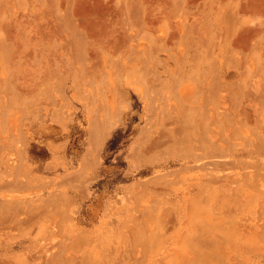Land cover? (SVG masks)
Wrapping results in <instances>:
<instances>
[{
	"label": "rangeland",
	"instance_id": "obj_1",
	"mask_svg": "<svg viewBox=\"0 0 264 264\" xmlns=\"http://www.w3.org/2000/svg\"><path fill=\"white\" fill-rule=\"evenodd\" d=\"M0 264H264V0H0Z\"/></svg>",
	"mask_w": 264,
	"mask_h": 264
},
{
	"label": "bare ground",
	"instance_id": "obj_2",
	"mask_svg": "<svg viewBox=\"0 0 264 264\" xmlns=\"http://www.w3.org/2000/svg\"><path fill=\"white\" fill-rule=\"evenodd\" d=\"M215 138H217L216 136H215ZM182 191H184V189H182ZM184 194L186 195V193L184 192Z\"/></svg>",
	"mask_w": 264,
	"mask_h": 264
}]
</instances>
